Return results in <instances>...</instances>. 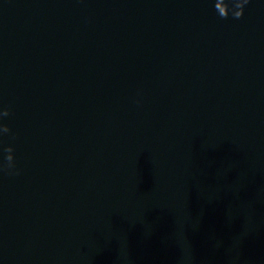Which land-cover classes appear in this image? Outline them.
<instances>
[{"label":"water","instance_id":"obj_1","mask_svg":"<svg viewBox=\"0 0 264 264\" xmlns=\"http://www.w3.org/2000/svg\"><path fill=\"white\" fill-rule=\"evenodd\" d=\"M215 3L0 0V264H264V0Z\"/></svg>","mask_w":264,"mask_h":264},{"label":"clouds","instance_id":"obj_2","mask_svg":"<svg viewBox=\"0 0 264 264\" xmlns=\"http://www.w3.org/2000/svg\"><path fill=\"white\" fill-rule=\"evenodd\" d=\"M247 2L248 0H216L214 7L218 11L221 18L226 19L230 14L231 5L232 8L236 9L232 13L234 18L239 19L244 14V6ZM9 114V110L5 109L4 111L0 112V118L7 117ZM0 131H2L3 133H8L10 131V128L7 125H0ZM5 151L8 153L6 157L7 167H14V149L9 146L7 149H5Z\"/></svg>","mask_w":264,"mask_h":264}]
</instances>
